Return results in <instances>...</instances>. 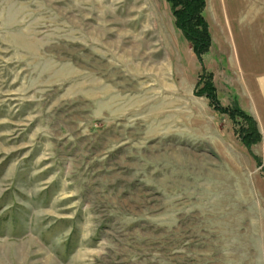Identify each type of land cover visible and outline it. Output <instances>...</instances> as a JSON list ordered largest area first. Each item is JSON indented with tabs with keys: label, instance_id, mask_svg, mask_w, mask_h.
I'll return each mask as SVG.
<instances>
[{
	"label": "rangeland",
	"instance_id": "obj_1",
	"mask_svg": "<svg viewBox=\"0 0 264 264\" xmlns=\"http://www.w3.org/2000/svg\"><path fill=\"white\" fill-rule=\"evenodd\" d=\"M203 1L0 0V264H264V0Z\"/></svg>",
	"mask_w": 264,
	"mask_h": 264
},
{
	"label": "trees",
	"instance_id": "obj_2",
	"mask_svg": "<svg viewBox=\"0 0 264 264\" xmlns=\"http://www.w3.org/2000/svg\"><path fill=\"white\" fill-rule=\"evenodd\" d=\"M174 10L176 24L183 31L194 47L205 46L209 42L207 25L202 17L203 0H169ZM178 7V8H177ZM177 8V9H176ZM189 19L193 20L192 22ZM195 25V30L193 26ZM198 28H200L198 30ZM203 38L206 39L204 43Z\"/></svg>",
	"mask_w": 264,
	"mask_h": 264
}]
</instances>
